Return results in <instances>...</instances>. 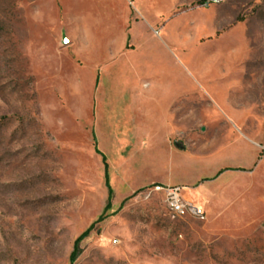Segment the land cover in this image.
<instances>
[{"label": "rangeland", "instance_id": "1", "mask_svg": "<svg viewBox=\"0 0 264 264\" xmlns=\"http://www.w3.org/2000/svg\"><path fill=\"white\" fill-rule=\"evenodd\" d=\"M96 2L0 0V264H264V150L227 118L232 105L241 117L264 110V85L251 97L234 87L264 84V1L129 17L127 41L177 59L156 79L181 96L173 145L189 157L163 160L179 167L163 184L195 197L189 184L200 174L210 182L204 222L173 217L160 195L129 193L163 182L161 162L144 133L147 146L134 144L132 115L116 116L123 81L99 71V53L124 33L83 16ZM90 36L93 63L83 53ZM211 161L219 169L208 177Z\"/></svg>", "mask_w": 264, "mask_h": 264}, {"label": "crops", "instance_id": "2", "mask_svg": "<svg viewBox=\"0 0 264 264\" xmlns=\"http://www.w3.org/2000/svg\"><path fill=\"white\" fill-rule=\"evenodd\" d=\"M131 1L132 5L130 6L129 2ZM100 2V4L96 2L89 5L90 8L85 10L83 16L107 17L109 18L107 20L109 24L107 31L119 30L124 33L123 38L119 39L117 43L106 44L99 53V64L101 63V65H99V71L101 73L104 71L116 72L118 79L123 81L121 91L117 97L120 99L117 101L115 107L116 116L118 118V116L123 115V113L132 115L131 117L138 130V141L134 139V136L131 138L134 144H140L139 146L141 147H146L147 143L153 144V152L156 158L161 162L160 165H157L156 172L162 176L163 182L153 181L145 183L136 187L129 193L145 190L155 185L179 186L184 189L185 198L195 205L202 207L199 205V199L200 197L206 196L208 192L206 185L210 182L201 184L203 178L201 174L189 184V187L196 194L195 197L190 196V191L185 185L176 183L168 185L163 184L166 179L165 176L169 175L171 171L179 168L171 164L167 165L163 163V160H166L167 156L189 157L188 150L179 149L173 145L174 140L182 139L181 136H178L180 134L178 127L180 117H178L175 112L181 96L178 95L177 92L173 95L169 86L166 87L163 80L158 81L156 79L160 76L165 78L166 64L170 65L175 63L176 69H178L177 59H173L170 48H168L169 53L166 54L164 50L161 53L162 56L156 58L153 56L152 48L148 45H139L138 43L131 42L130 39L127 41L129 33H134L133 29H128L131 22L129 17L132 16V11H135L139 16H157L159 19L160 17L170 14L179 6H191L195 3V0H100ZM157 20L155 22H157ZM79 24L78 22V26L81 27ZM150 28H152L151 25ZM82 30L86 33H94L92 26ZM93 40L94 38H91V36L85 38V51L83 52L86 59L92 63L94 60L93 55H95L92 49ZM154 66H158V73L152 70ZM155 81L159 83L156 84ZM263 85L264 84L258 82H253L251 79H243V81L237 84L235 83L234 87L237 91L242 90L244 97H251L253 89L262 88ZM229 107L233 120L227 117L228 120L236 127H240V125L244 126L246 133H244L243 136L248 142L259 147H264V110L263 113H260L255 118L249 108L241 117L237 115V110L234 105ZM196 127H199V123L193 128ZM143 133L148 138L146 144V141H144L145 139H142ZM188 134L189 131L186 135ZM105 148H107V146H105ZM134 148L136 147L134 146ZM134 148L132 149V147H129L127 154L131 152V149L134 150ZM195 159L199 161V158ZM209 167L208 177L219 169V164L214 165L211 161ZM202 208L204 209V207Z\"/></svg>", "mask_w": 264, "mask_h": 264}, {"label": "built area", "instance_id": "3", "mask_svg": "<svg viewBox=\"0 0 264 264\" xmlns=\"http://www.w3.org/2000/svg\"><path fill=\"white\" fill-rule=\"evenodd\" d=\"M225 1L226 0H195V3L198 7L211 8L214 6H220L224 4ZM255 1L260 3L264 0ZM261 148L264 150V147ZM144 191L148 194H157L162 196L168 211L177 219H193L198 222H204L207 220L205 210L185 198L184 189L182 187L155 185L151 188L145 189Z\"/></svg>", "mask_w": 264, "mask_h": 264}, {"label": "trees", "instance_id": "4", "mask_svg": "<svg viewBox=\"0 0 264 264\" xmlns=\"http://www.w3.org/2000/svg\"><path fill=\"white\" fill-rule=\"evenodd\" d=\"M103 163H104V167H105V171H106V174H107V170H108V166H107V164H106V160H105V158H103ZM226 170H228V169H226ZM239 170V169H238ZM223 171H220L219 173H218V175H220L221 173H222ZM107 177V176H106ZM107 188H108V192H109V199H108V203H107V207H106V209H105V211L106 210H108L109 208H110V206H111V197H112V190H111V188L108 186V184H107ZM137 192H140V191H137ZM136 192V193H137ZM102 220V217H99V219L94 223V224H92L90 227H89V229H87V231H85L77 240H76V246H78V244L83 240V239H85L88 235H89V233L92 231V229H93V227L95 226V224L96 223H99L100 221Z\"/></svg>", "mask_w": 264, "mask_h": 264}, {"label": "water", "instance_id": "5", "mask_svg": "<svg viewBox=\"0 0 264 264\" xmlns=\"http://www.w3.org/2000/svg\"><path fill=\"white\" fill-rule=\"evenodd\" d=\"M64 42L66 43V40H64Z\"/></svg>", "mask_w": 264, "mask_h": 264}]
</instances>
